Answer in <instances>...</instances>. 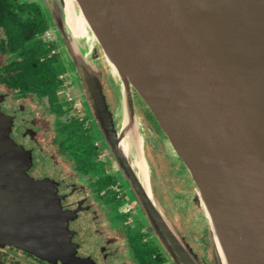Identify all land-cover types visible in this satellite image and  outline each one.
<instances>
[{
    "label": "water",
    "instance_id": "1",
    "mask_svg": "<svg viewBox=\"0 0 264 264\" xmlns=\"http://www.w3.org/2000/svg\"><path fill=\"white\" fill-rule=\"evenodd\" d=\"M51 1V30L60 37L63 56L83 85L117 168L174 264L204 263L165 215L150 179L147 188L135 170L133 162L145 159L132 88L195 185L193 202L210 225L211 264H264V0ZM67 6L82 15L115 70L120 128L92 44L76 43ZM6 118L0 111V182L11 183L15 173L16 187L12 183L9 196L0 192V243L14 238L15 245L31 247L33 239L48 234L43 219L54 211L27 207L37 186Z\"/></svg>",
    "mask_w": 264,
    "mask_h": 264
},
{
    "label": "flooded vegetation",
    "instance_id": "2",
    "mask_svg": "<svg viewBox=\"0 0 264 264\" xmlns=\"http://www.w3.org/2000/svg\"><path fill=\"white\" fill-rule=\"evenodd\" d=\"M13 1L17 9L23 3H40L50 26L51 0ZM2 10L0 1V15ZM38 38L50 44L55 35L48 27ZM58 54L62 57L57 46L51 47L46 58ZM27 55V51L14 46L0 21V111L10 122L11 139L28 155V175L41 187V195H47L46 202L55 207L53 211L60 212L59 219L68 236L60 240L63 244L58 246L60 257L55 253L54 260L4 245L0 246V261L4 264H174L160 239L152 233L149 222L141 225L143 219H136L138 206L123 188L124 178L117 171L112 153L97 136V124L83 86L77 79L71 80L72 67L62 60L64 70L54 78L55 87L49 91L37 90L31 78L12 69L24 62ZM131 91L143 155L150 151L158 153L157 148L164 144L166 135L136 91L133 88ZM113 93V107L109 105L114 110L115 125L120 128L123 121L121 113H117L120 94ZM178 162L183 170L178 166L176 174L183 183L174 196L180 205L186 206L182 209L186 211L194 205L196 189L185 166ZM166 186L172 188L170 183ZM153 191L179 233L199 255L189 235L183 234L170 216L155 184ZM201 223L207 225L205 219ZM201 259L209 264L207 259Z\"/></svg>",
    "mask_w": 264,
    "mask_h": 264
},
{
    "label": "rangeland",
    "instance_id": "3",
    "mask_svg": "<svg viewBox=\"0 0 264 264\" xmlns=\"http://www.w3.org/2000/svg\"><path fill=\"white\" fill-rule=\"evenodd\" d=\"M55 1H58V0H55ZM53 23H54V20H53L52 13H51V26ZM88 33H89L88 38H83V37L78 36L76 39V43H80L83 45L85 44V47H88V46H90V44H92V47L90 48V52L93 53L96 57L95 58V65L99 68V70L101 72L102 82L104 85V92L106 94L107 101L113 107V103H114L112 100V97L114 96L113 92L119 91V94H120L119 80L113 74L112 69L109 66L100 46L97 44L96 41H94L92 39L89 31H88ZM72 76H73V77H71L72 81L73 80L76 81V79H77L79 81V83L82 85V83H81L80 79H78V77H76L73 74H72ZM116 87H118V90L113 89ZM85 98L87 100L86 95H85ZM87 102L89 103L88 100H87ZM89 105L91 107L90 103H89ZM109 107H110V105H109ZM117 108H118L117 109V113H118L119 112V104H118ZM91 109H92V107H91ZM110 109L112 112L114 111L113 108L110 107ZM92 112H93V109H92ZM97 129H98V135L97 136L100 139H103V143H104L103 146L108 148V145L105 142L98 125H97ZM163 143L164 144L159 145L160 150H159V147L157 146L158 147L157 148L158 153H156V152L153 153L150 151L147 156L145 154L143 155L145 162L148 166L150 187H151L152 193L154 194L158 203L163 208L165 215L167 216L164 207L159 202L158 198L156 197V195L153 191V184H155V187H157V189H158V194H159L160 198H162V200H165V203L168 206V212H169L170 216L173 218L175 223L179 226L181 232L183 234L189 235V241L192 244H194V247L197 249V251L200 252L199 255L201 257L196 253L198 255V257L200 259L201 258L207 259L209 264H211V248H210L211 242L209 240V234H210L209 222L204 217V215L201 213L200 208L197 205H195L194 203H193L194 205H192L190 207V209L188 208L186 211H182V209L185 208L186 206L180 205V202L178 200H176L174 195L178 194V191L181 189L182 183H183L182 177L178 176L176 174V172L178 171L177 170L178 166H179L180 171H182L183 169L180 166L181 164L178 162L179 159L176 158L175 156H173L168 151L167 145H166V143H167L166 138H164ZM17 148L22 152L24 159L27 158L28 155L24 151H22L18 146H17ZM117 171L124 178L123 179L124 190L126 191L128 196L130 197V199H132L134 201V203L138 206V210H139L140 215L138 214V217L136 219L137 220L143 219L144 223L142 222L141 225L147 223L148 220H147L143 210L141 209L140 205L138 204V202L136 200L137 199L136 195H135L133 189L131 188L128 180L126 179L124 173L119 168H117ZM174 174H175V176H174ZM15 176H16L15 173H13V175H10V180L12 181L11 183L6 182L5 178L0 182V192L2 194H4V195L6 194L9 196L12 192H14V188L12 187V183H13V186L16 187V182H13L15 180ZM168 183H170L172 188L166 186ZM35 186H37L38 188L34 187L35 192H33V203L32 202H30V203L26 202L27 207H29L32 210H33V208L35 210H38L41 208L44 211H47V212L49 211V213L53 212L52 209H55V207H53V205L52 206L44 205V203L47 200V195H44V196L40 195V193H39L40 187H39L38 183H36ZM38 197L42 198V199H39ZM172 198H174V200ZM36 201H39V202L42 201V202L40 204H36L35 203ZM60 217H61L60 212H58L56 210L53 213L48 214L47 216H44V219H43L44 229L43 230H48V234L41 236V238H39V240H38V237H37V239H33V246H31V247H30V245H26V247L21 248V247L15 245L13 243V241H15L17 239H14V238L12 240H8V241L1 238V240H3V243L1 242L0 246L13 245L15 247L21 248L22 250H24L28 253H32V254L35 253L41 257H46L49 260H54L55 256H53V255L55 253L58 255V257H60L58 254V251H59L58 246L63 245L60 242V240H63V239H65L66 236H68V232L65 230V228L63 227L62 221L59 219ZM140 217H141V219H140ZM168 219L170 220L169 217H168ZM203 219L206 220L207 225H205L204 223H201V220H203ZM57 222L59 223V225L56 224ZM171 223H172V221H171ZM138 224L139 223H137V225ZM135 225H136V222H135ZM175 229L177 230L176 227H175ZM34 233L40 234L39 231L34 232ZM152 233L154 234L153 231H152ZM201 261H202V259H201Z\"/></svg>",
    "mask_w": 264,
    "mask_h": 264
},
{
    "label": "trees",
    "instance_id": "4",
    "mask_svg": "<svg viewBox=\"0 0 264 264\" xmlns=\"http://www.w3.org/2000/svg\"><path fill=\"white\" fill-rule=\"evenodd\" d=\"M0 1L3 8L0 15L1 23L14 41V46L20 47L25 53L28 52L25 61L12 69L20 70L27 79L31 78L33 88L37 90L53 89L54 78L64 70L63 61L69 63L60 49L58 35L54 34L55 40L50 44L46 43L49 47L38 38L48 27L52 28L51 24L49 26L43 6L33 1V4L18 5L17 9L13 0ZM55 46L59 48L62 57L58 54L53 58H46L49 49Z\"/></svg>",
    "mask_w": 264,
    "mask_h": 264
},
{
    "label": "bare ground",
    "instance_id": "5",
    "mask_svg": "<svg viewBox=\"0 0 264 264\" xmlns=\"http://www.w3.org/2000/svg\"><path fill=\"white\" fill-rule=\"evenodd\" d=\"M66 11V15H67V21L69 23V26L72 30V32L79 37H83V38H88L89 37V33L87 30V25L85 20L83 19L82 15H75L72 7H66L65 8ZM112 72L115 74V70L114 68L111 66ZM123 146L126 149L128 142H124L123 141ZM133 164L137 167V173L139 175V177L142 178V176H144V180H145V184L146 187L148 188L149 186V171H148V166L145 162V160L139 159L138 161L135 160L133 162Z\"/></svg>",
    "mask_w": 264,
    "mask_h": 264
}]
</instances>
